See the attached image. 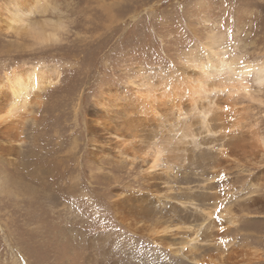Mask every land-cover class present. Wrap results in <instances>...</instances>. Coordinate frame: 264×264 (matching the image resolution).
<instances>
[{
    "label": "rangeland",
    "instance_id": "rangeland-1",
    "mask_svg": "<svg viewBox=\"0 0 264 264\" xmlns=\"http://www.w3.org/2000/svg\"><path fill=\"white\" fill-rule=\"evenodd\" d=\"M30 1L0 0V264H264V85L189 90L264 63V0H36L72 21L36 50L7 20Z\"/></svg>",
    "mask_w": 264,
    "mask_h": 264
},
{
    "label": "bare ground",
    "instance_id": "bare-ground-1",
    "mask_svg": "<svg viewBox=\"0 0 264 264\" xmlns=\"http://www.w3.org/2000/svg\"><path fill=\"white\" fill-rule=\"evenodd\" d=\"M36 0L32 2H27L26 5H23L21 8H15V12L13 15V19L8 18L9 26H13L16 20H20L24 17V11H32V9L37 5ZM32 3V4H30ZM33 5V6H31ZM211 57V56H210ZM206 59L204 63H202V68L200 70L201 73L198 75L197 83H194L192 87H190V91L200 96L201 94L207 93L208 90H216L219 88L230 89L235 92H248L250 90L249 83L246 82V76L251 72H255V81L256 84L262 86L264 85V63L258 66H252L250 64L239 65L234 63V61H227L224 58H212ZM41 72H29L25 75L15 73L9 82V90L12 96V103L18 106V102H26L28 97V91L33 86H40L41 80H48V77L40 74ZM40 74V75H38ZM212 76H217L213 79ZM46 82V81H45ZM188 90V92H189ZM229 91V90H228ZM187 92V93H188ZM230 92V91H229Z\"/></svg>",
    "mask_w": 264,
    "mask_h": 264
},
{
    "label": "clouds",
    "instance_id": "clouds-1",
    "mask_svg": "<svg viewBox=\"0 0 264 264\" xmlns=\"http://www.w3.org/2000/svg\"><path fill=\"white\" fill-rule=\"evenodd\" d=\"M32 12L14 22L10 31H14L17 40L29 50L58 47L68 42L72 30V21L65 18L32 19ZM18 111V106L10 103L6 114L11 117Z\"/></svg>",
    "mask_w": 264,
    "mask_h": 264
}]
</instances>
